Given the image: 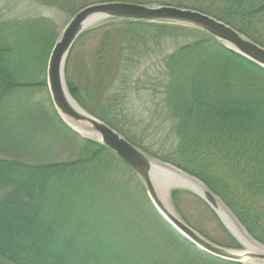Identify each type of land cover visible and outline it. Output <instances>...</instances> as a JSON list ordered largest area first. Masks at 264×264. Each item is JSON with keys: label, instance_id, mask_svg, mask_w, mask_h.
Instances as JSON below:
<instances>
[{"label": "trees", "instance_id": "obj_1", "mask_svg": "<svg viewBox=\"0 0 264 264\" xmlns=\"http://www.w3.org/2000/svg\"><path fill=\"white\" fill-rule=\"evenodd\" d=\"M28 1L68 16L86 5L108 2L191 8L224 21L264 47V0ZM52 26L43 18L5 19L0 11V153L5 145L17 147L12 148L15 155L0 157V218L12 212L31 219L50 207L49 221L55 223L60 212L58 216L67 225L45 233L56 243L44 256L52 263L53 257H64L70 264H244L209 255L183 238L156 211L139 177L110 149L68 127L51 99L52 116L43 118L42 111L25 97L38 89L49 95L46 71L52 49L46 56L40 54ZM91 34H100V39L87 54L94 64L81 87L69 70L75 48ZM65 78L81 107L152 157L201 180L251 236L264 244L263 68L193 27L112 19L79 36L68 56ZM133 83L142 85L138 91L151 90L162 97L161 112L167 113L176 140L166 157H157L127 132L131 121L124 115L126 97ZM99 84L106 88L90 107L86 103L89 93L93 88L97 92ZM12 121L33 151L38 138L50 146L67 140L75 158L45 161L48 156L44 154L39 161L30 159L24 141H11L19 136L6 130ZM183 194L207 209L226 240L217 241L195 226L203 236L221 246L243 249L199 197L174 189L173 206L187 224L194 227L180 210ZM24 225L17 227L16 241L4 240L8 234L0 240V264H45L31 242L35 229L30 232ZM2 227L16 229L12 219L0 222V231Z\"/></svg>", "mask_w": 264, "mask_h": 264}, {"label": "water", "instance_id": "obj_2", "mask_svg": "<svg viewBox=\"0 0 264 264\" xmlns=\"http://www.w3.org/2000/svg\"><path fill=\"white\" fill-rule=\"evenodd\" d=\"M112 19L193 27L211 35L228 49L263 69L264 47L224 21L195 9L129 2L94 3L80 8L70 18L51 50L46 71L48 91L63 122L82 137L95 140L110 149L130 168L143 182L156 211L178 234L214 257L244 264H264V244L251 236L230 209L201 180L169 162L152 157L106 122L83 109L70 94L65 68L74 44L88 29ZM172 189L188 190L198 196L246 249L216 244L189 226L170 201Z\"/></svg>", "mask_w": 264, "mask_h": 264}, {"label": "rangeland", "instance_id": "obj_3", "mask_svg": "<svg viewBox=\"0 0 264 264\" xmlns=\"http://www.w3.org/2000/svg\"><path fill=\"white\" fill-rule=\"evenodd\" d=\"M1 10L5 19L12 17L43 18L53 23L47 43L43 46V50L41 51L40 54L41 56H46L47 52L48 51L50 52V50L52 49L54 38L56 36L57 37L60 36V34L62 33V31L64 30L65 26L67 25V23L71 18V16H68L65 12L54 9L50 6H42L36 2H31L28 0H0V11ZM99 39H100V34H91L89 37L84 38L74 50L73 62L69 70V73L71 79H75V81H77V83H79L81 87H85L84 86L85 81H87L90 73L89 69L91 70L94 64V62L91 60V58H89V56H87V54L90 51V48L94 47L99 42ZM91 74L90 77L91 80H93L94 76L92 77ZM139 86L140 85H138V83H133L132 87H130L127 91V97H126L127 102L126 99L125 102L126 104L128 103V106L125 109L124 115L127 116V118H129V121H131V123L126 126L127 132L131 135H136L137 138L140 140V143L145 148H147L151 153L155 154L157 157L159 158L166 157L170 153V151L174 149L176 140L174 134L170 132V121L168 120L167 113L161 112V110L164 108L162 97L159 94L153 93V91L151 90L142 89L138 91V89H141L142 85L140 87ZM96 87L97 88L95 89L97 90V92H95L93 88L92 91L89 93L90 97L86 101L87 105L90 107L95 105L97 101V94L98 95L101 94L103 92V89L106 88L104 84L96 85ZM26 95L27 94H25V97H29L28 100L31 103H33L35 107H38L42 111L41 114H43L42 115L43 118L45 116L51 118L52 116V106L50 104L51 98L46 92H43V90L38 89L35 91H31L28 93L27 96ZM31 125L34 127L36 126L34 125L33 122ZM6 130L9 134H16V136L19 135L15 137L13 140H11L12 143H17L21 141L20 144H23L24 140L22 138V134L20 135V130L14 129V121L10 122L9 127ZM80 137L82 136L80 135ZM50 139L51 137L49 136L48 140ZM9 143L10 141L7 144L9 145ZM3 144L6 143L4 142ZM69 145H70L69 142L65 140L50 146L48 141H44L43 143L38 138V140L32 146L35 148V149L33 148L34 149L33 151L31 147H29L28 144L25 142V147H28L27 155L28 156L30 155L29 156L30 159L35 158L34 160L37 161L40 160L39 156H42L44 154L48 156L45 161L71 160L75 158V153L71 151ZM9 146L7 145L3 146V148L6 150H3L4 152L2 154L0 153V157L15 155L14 152H12L13 151L12 148L16 150L17 149L16 145L13 144V146L11 145ZM39 147L43 148V151H41L42 153H39V149H40ZM171 191L169 194L170 201H172ZM179 206L184 216L188 219V222L194 225L193 228L196 231L198 230L195 228V226L198 227L202 232L208 234L209 236H211V238H214L217 241L226 240V235L223 229L218 224V222L214 219V217L207 211V209L202 204L198 203V201L193 196L183 194L179 200ZM49 209L50 207H48L47 209H43L35 216H31V219L25 218L23 216L21 218L19 215L12 212L10 214L5 213L4 217L0 218L1 220L0 222L4 224L6 220L12 219V223H14L16 229L12 228V230L10 231L8 230L5 231V228L2 227V231H0V234H2V236L0 235V240H2L3 236H6L8 234L9 237L4 240H8L9 243L16 241L15 234L18 231L17 227L20 228V226H22L24 223L25 224L24 227H26L27 230L30 229L29 230L30 232H33L31 229H35V232L30 234L31 242L37 245V248H39L38 257L41 262L45 264H53L55 262L56 264H70L71 260L67 261V259H65L64 257H63L64 262L61 261L63 259H60V257L59 258L53 257L54 258V259L52 258V260H54L53 263L50 259L44 257L45 254L47 255L48 251L51 248H53V246L56 244L53 242L52 239H49V237L45 235V233L47 234L50 228L56 229V227H58L59 225L61 227L67 225L65 222H63L62 218L58 216L59 215L58 213L60 212L56 213L57 214V217H55L57 220L55 222L56 224L53 221L52 222L49 221L50 219L49 217L51 214V211ZM64 210L65 209L63 208L61 211L62 216ZM65 212L68 213L69 211L66 210ZM215 215L217 216L216 213ZM179 216L181 217V215ZM218 219L222 223L225 230H227L232 236H234L227 229V227L220 220L219 217ZM57 237L62 238L60 234H56V238ZM82 245L81 247H83ZM245 249L246 248L243 246V249L240 250H245ZM61 251H63L62 247H61ZM54 255L60 256V253L58 254L54 253ZM47 259L49 260L48 262L46 261Z\"/></svg>", "mask_w": 264, "mask_h": 264}, {"label": "bare ground", "instance_id": "obj_4", "mask_svg": "<svg viewBox=\"0 0 264 264\" xmlns=\"http://www.w3.org/2000/svg\"><path fill=\"white\" fill-rule=\"evenodd\" d=\"M166 191H168V190L166 189Z\"/></svg>", "mask_w": 264, "mask_h": 264}]
</instances>
